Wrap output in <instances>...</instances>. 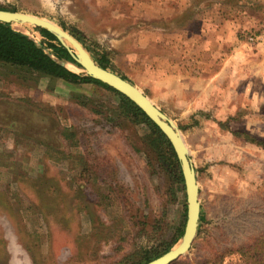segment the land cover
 I'll use <instances>...</instances> for the list:
<instances>
[{
    "label": "rangeland",
    "instance_id": "1",
    "mask_svg": "<svg viewBox=\"0 0 264 264\" xmlns=\"http://www.w3.org/2000/svg\"><path fill=\"white\" fill-rule=\"evenodd\" d=\"M0 7L56 23L96 62L105 55L107 68L181 131L201 220L191 248L172 264H264V145L245 137H264V0H0ZM12 25L51 54L35 26ZM125 110L97 82L0 61V264H145L180 243L184 182L154 148L149 126ZM41 175L62 192L43 196L34 185Z\"/></svg>",
    "mask_w": 264,
    "mask_h": 264
},
{
    "label": "water",
    "instance_id": "2",
    "mask_svg": "<svg viewBox=\"0 0 264 264\" xmlns=\"http://www.w3.org/2000/svg\"><path fill=\"white\" fill-rule=\"evenodd\" d=\"M0 21L11 23V25L13 23H29L35 27L45 28L52 32L70 50L73 58L84 69L83 75H89L126 96L164 133L172 144L181 166L186 193V222L179 248L174 250V247H172L161 256L145 264H172L185 255L191 248L199 230L201 220L200 186L188 146L181 131L176 127L174 122L136 85L98 64L75 37L56 23L37 15L1 8ZM35 41L39 43V41ZM58 61L60 64L66 66L65 60Z\"/></svg>",
    "mask_w": 264,
    "mask_h": 264
},
{
    "label": "trees",
    "instance_id": "3",
    "mask_svg": "<svg viewBox=\"0 0 264 264\" xmlns=\"http://www.w3.org/2000/svg\"><path fill=\"white\" fill-rule=\"evenodd\" d=\"M1 8V7H0ZM4 9V8H1ZM39 32L45 36L47 39V47L51 49V54L46 52L45 46L43 44L37 43L34 39H32L28 34L18 31L15 29L11 23H6L0 21V61L8 64H12L15 66H21V67H27L32 70H36L42 73H45L47 75H52L54 77L62 78L64 80H67L72 83H79V82H97L99 84H102L109 89L116 92L120 99L125 104V115L128 118H132L136 122H143L146 125L149 126L151 132H152V138L151 143L153 144L154 148L156 150H160V155H165V157L170 160L171 166L173 167V174L177 178V183H183V175L181 171V166L179 164V161L177 159L176 153L173 149L172 144L169 142V140L166 138L164 133L155 125L148 117L147 115L131 100H129L126 96L119 93L115 89L109 87L105 83L89 76V75H83L82 73H76L70 69H68L66 66L60 64L58 60H67L70 62H74L77 65H79L76 60L71 55L70 50L62 44V42L57 38L56 35H54L52 32L45 28L36 27ZM58 59V60H56ZM98 64L101 66L107 68V62L108 59L105 57V55H101L99 60L97 61ZM239 133V132H237ZM247 141L254 142L258 145H264V137L263 138H257V136H252L250 134H246ZM34 185H37L38 188L43 189L44 193L43 196L47 195L48 193L56 194L59 191L58 187H56L55 190H51L50 186L56 185L51 180H48L46 176H38L35 179ZM178 188H180L178 186ZM184 189V188H183ZM50 191V192H48ZM2 196V194H0ZM42 197V194L38 190L37 200H40ZM3 198V197H2ZM6 210L9 216H13L16 212L15 209H12L11 204H6ZM40 207V206H39ZM53 207V206H52ZM45 210L44 207H42ZM47 213V212H46ZM64 219H67L68 216H63ZM186 222V208L182 214V220L178 227L179 237L183 235L184 227ZM72 225V222H71ZM1 237V236H0ZM259 241H262L260 244L262 248L264 249V235L261 237H258ZM1 241V240H0ZM176 241V240H175ZM174 241V242H175ZM173 242V243H174ZM173 243H167L165 248L163 250L153 253L149 256L146 260H144L143 263L148 262L150 260H153L168 250H170L173 246ZM251 247V246H250ZM243 248L241 251H248L249 248Z\"/></svg>",
    "mask_w": 264,
    "mask_h": 264
},
{
    "label": "bare ground",
    "instance_id": "4",
    "mask_svg": "<svg viewBox=\"0 0 264 264\" xmlns=\"http://www.w3.org/2000/svg\"><path fill=\"white\" fill-rule=\"evenodd\" d=\"M28 24H29V23H28ZM68 66H69L70 69H73V70H75V68H76V66H74V65L71 64V63H69ZM180 245H181V241H180V243H179L177 246H175L173 249L175 250V249L179 248Z\"/></svg>",
    "mask_w": 264,
    "mask_h": 264
}]
</instances>
